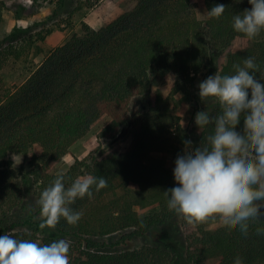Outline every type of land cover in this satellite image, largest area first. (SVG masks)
Segmentation results:
<instances>
[{
	"label": "trees",
	"instance_id": "trees-1",
	"mask_svg": "<svg viewBox=\"0 0 264 264\" xmlns=\"http://www.w3.org/2000/svg\"><path fill=\"white\" fill-rule=\"evenodd\" d=\"M205 4L208 11L218 4L226 10L219 19L200 20L192 0H136L131 9L99 29L84 23L81 35L51 51L21 85L4 87L0 78V236L11 232L15 238L41 244L66 239L71 244L70 264H233L237 255L244 264H264V236L255 234L257 225L247 237L238 230L228 235L223 227L201 228L188 238L183 258L166 242L121 247L177 218L164 195L177 186L173 171L152 154L174 150L175 143L185 145L188 138L174 136L181 130L180 117L154 88L164 86L173 75L172 95L191 94L196 75L214 68L238 38H245L232 23L236 14L251 8L249 0ZM3 9L5 3L0 7V31ZM29 30L15 27L6 37L9 43L0 49V67L21 58L35 41L46 39L37 32L11 40ZM246 57H255L260 69L255 75L264 77V32L247 49L230 54L221 74H233V64L242 65ZM215 111H220L218 106ZM104 115L111 122L100 135L112 146L93 159L76 160L65 172V185L92 175L104 177L107 187L93 189L91 199H77L72 205L82 213L76 225L62 218L55 229L41 230L37 201L55 179L52 168ZM242 129L243 120L237 130ZM129 137L133 141L126 152L115 146ZM34 144L41 146V155L29 163L31 170L22 181L25 189L18 188L8 156L27 155ZM132 185L138 187L136 192ZM153 206L157 208L149 214L138 212ZM259 223L264 225V220Z\"/></svg>",
	"mask_w": 264,
	"mask_h": 264
},
{
	"label": "clouds",
	"instance_id": "clouds-1",
	"mask_svg": "<svg viewBox=\"0 0 264 264\" xmlns=\"http://www.w3.org/2000/svg\"><path fill=\"white\" fill-rule=\"evenodd\" d=\"M250 9L233 17L232 29L248 40L264 32V0H249ZM226 10L223 4L206 12L219 19ZM233 74L214 75L199 84V97L205 105L218 106L219 112L198 111L195 124L199 131L211 126L200 145L184 141L183 154H178L173 171L175 187L164 191L167 208L188 225L217 224L230 235L238 230L247 237L255 227L264 236V77L257 78L259 65L255 57L233 64ZM243 120V129L238 126ZM15 160V158H14ZM16 161V160H15ZM66 173L58 170L38 201L39 228L55 229L63 218L76 225L82 213L72 207L77 199L93 197L107 187L104 177H77L65 185ZM70 241L59 239L41 244L15 238L14 233L0 236V264H70ZM233 264H244L237 255Z\"/></svg>",
	"mask_w": 264,
	"mask_h": 264
},
{
	"label": "rangeland",
	"instance_id": "rangeland-1",
	"mask_svg": "<svg viewBox=\"0 0 264 264\" xmlns=\"http://www.w3.org/2000/svg\"><path fill=\"white\" fill-rule=\"evenodd\" d=\"M2 3H5L6 9H3L0 49L9 43L4 40L14 31L15 27L20 29L30 28L28 32L22 35L16 34L15 38L11 39L15 42L23 37L28 38L37 32H42L46 35L44 41H35L32 47H27L21 58L10 59L0 67V78L3 79V86L14 88L15 86L21 85L28 78L30 70L42 63L51 51L65 44L74 35H81L83 33L84 23L99 29L131 9L135 5L136 0H39L37 2L35 0H0V7ZM192 4L200 20L208 19L205 0H192ZM250 45V40L238 38L225 51L221 58L217 60L214 68L211 70H203L196 75L195 85L189 95L185 96L182 93L172 95V86L175 80L173 75L169 76L164 86L154 88L155 91L159 89L163 96L169 99L173 112L180 117L181 130L178 131V134L174 133V136L188 138V140L192 141L193 147H197L203 140L204 135L207 136L210 134L212 130L211 126L204 133L199 131L195 124V116L198 111H205L207 108L215 114L217 106L211 103L205 105L201 102L199 97V84L207 79V77L214 75L218 70L217 67L221 71L230 54L245 50ZM110 122V116H102L92 126L90 132L71 147L69 153L52 168L51 172L56 174L61 169L67 172L76 160L93 159L105 148L112 146V141L105 140L100 135ZM132 141L133 138L129 137L115 146L120 148L122 152H126ZM175 144L176 148L174 150L155 152L152 154V158L162 159L166 168L172 171H174L175 160L178 154H183L185 149V145ZM41 152V146L34 144L30 147L27 155L19 153L9 154L8 161L10 162V168L13 174V182L18 188L25 189L22 181L24 176L31 170L29 163L34 155L39 156ZM131 188L135 192L138 190V187L135 185H132ZM122 193V190L117 191V194ZM31 197L30 200L32 201ZM156 208L157 206L138 209V212L141 215H146ZM201 228L215 231L221 227L211 222L194 227L188 225L182 218L177 216L172 225L156 229L144 238L130 240L122 244L121 247L136 249L145 245L165 244L166 242L172 244L175 248L174 250L183 258V253H185L188 247V238Z\"/></svg>",
	"mask_w": 264,
	"mask_h": 264
}]
</instances>
